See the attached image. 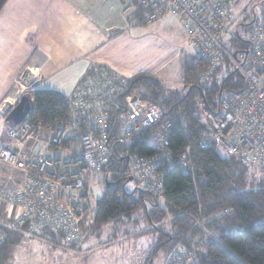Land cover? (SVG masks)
I'll return each mask as SVG.
<instances>
[{
    "label": "built area",
    "instance_id": "2783aa9c",
    "mask_svg": "<svg viewBox=\"0 0 264 264\" xmlns=\"http://www.w3.org/2000/svg\"><path fill=\"white\" fill-rule=\"evenodd\" d=\"M134 1L147 23L169 12L180 14L194 51L192 64L200 69L199 82L206 83L215 68L228 59L246 87L221 97L216 109L195 97L193 115L204 135L179 152L171 149L173 118L137 96L132 101L134 107L120 106L128 85L110 70L89 74L78 85L68 99V124L59 121L44 126L29 116L13 124L6 121L4 111L8 143L0 149V181L2 195L16 211L13 226L26 227L36 237L50 239L60 247L77 243L82 227L95 218L92 202L98 179L131 178L141 190L161 197L166 174L178 168L193 180L198 196L193 148L216 149L264 170V14L250 31L249 48L240 49L231 43L235 15L227 0ZM132 10L131 5L126 12ZM82 123L87 128L84 134ZM43 131H52V137L43 138ZM33 142L55 155L27 156V147ZM70 142L78 147L71 149ZM141 145L154 154H140L135 147ZM198 209L192 229L202 222L201 204ZM189 239L187 234L176 242L164 264H194V253L186 243Z\"/></svg>",
    "mask_w": 264,
    "mask_h": 264
},
{
    "label": "trees",
    "instance_id": "16d2710c",
    "mask_svg": "<svg viewBox=\"0 0 264 264\" xmlns=\"http://www.w3.org/2000/svg\"><path fill=\"white\" fill-rule=\"evenodd\" d=\"M7 1L0 0V12ZM131 5L132 14L140 24L155 23L167 15L147 23L142 18L138 4L133 0ZM250 25L252 29L255 20ZM231 43L240 49L249 48L238 26ZM186 64L183 67V80L188 89L183 96L167 97L166 87L159 78L139 74L125 80L128 87L118 103L127 108L137 96L160 106L164 114L174 120L170 134L171 149L174 152L181 151L204 135L202 126L193 115L194 97H201L211 109H216L221 97L238 93L246 87L242 76L234 68L226 67V64H231L228 59H224L215 68L206 83L198 82ZM103 70L108 69L100 67L90 74ZM134 89L141 93L133 96ZM32 99L33 108L28 115L32 121L42 122L44 126L59 121L68 124L71 112L68 98L55 91L37 90L32 93ZM86 131V125L82 123L81 134ZM135 150L145 156L154 154L144 145L135 147ZM192 157L196 167L198 196L193 180L178 168L171 169L165 176L164 193L161 196L164 206L159 202L160 197L152 196L145 190L127 192L125 185L128 181L115 178L106 181L102 197L93 206L95 221L90 226L91 231L101 230L110 223H118L143 206L147 208V202L153 197L154 207L152 211H147L150 220L161 222L168 215L171 217V233L160 237L153 256L160 250L166 255L176 242L188 234L190 239L186 243L194 253V264H264V170L243 164L237 158L216 149L193 148ZM199 204L202 206V222L199 228L192 229L199 215ZM10 232L7 238L0 239V264L8 262L10 246L18 243L24 234L38 238L26 227H16ZM43 240L53 243L50 239ZM77 243L69 246H76ZM54 246L58 245L54 243Z\"/></svg>",
    "mask_w": 264,
    "mask_h": 264
},
{
    "label": "crops",
    "instance_id": "0c3cea01",
    "mask_svg": "<svg viewBox=\"0 0 264 264\" xmlns=\"http://www.w3.org/2000/svg\"><path fill=\"white\" fill-rule=\"evenodd\" d=\"M132 3L133 0L6 2L0 12V149L8 143L4 108L8 103L16 105L23 95L32 97L34 91L50 90L72 98L78 85L100 67L123 79L149 74L161 81L162 74L177 58L184 67L183 56H189L183 48L188 43L184 23L181 25L186 38L178 40V46L170 41L169 60L164 62L159 54L152 60V25L163 21L143 26L132 11L126 12ZM14 59L20 61L12 70L15 73H11L9 67ZM25 70L32 78L27 86L21 80ZM38 145L41 150L36 153ZM25 154L55 155L34 142ZM1 184L0 181V189ZM15 212L5 197H0V238H7L14 229Z\"/></svg>",
    "mask_w": 264,
    "mask_h": 264
},
{
    "label": "rangeland",
    "instance_id": "374dc122",
    "mask_svg": "<svg viewBox=\"0 0 264 264\" xmlns=\"http://www.w3.org/2000/svg\"><path fill=\"white\" fill-rule=\"evenodd\" d=\"M227 1L229 9L235 15L232 35H236V27L238 26L241 37L244 41H248L251 30L250 24L254 20L255 23L258 22L263 17L264 0ZM169 13L162 17V24L155 23L152 25V60L153 56L159 54V57L163 58L164 62L168 61L169 58L167 57L171 42L174 46H178V40L181 42L186 38V33L182 32L183 27L181 24L183 21L180 14ZM178 36H181L179 37L180 39ZM227 47L232 51L229 46ZM183 48L189 54L188 56L185 53L183 60L186 61V65L193 71L192 74L199 82L197 77L200 69L192 64L194 51L189 43H185ZM19 61V59H14L9 69L11 71L14 70ZM180 62L179 58L173 63L171 62L167 72L161 76V78H164L162 83L166 87L167 97L183 96L187 92L188 87H186L183 80L184 72ZM227 66L228 68L230 66L231 69L234 68L232 64H226ZM11 73H15V71ZM139 93H141L140 90L134 89L132 95L135 96ZM128 107L132 108L134 104H129ZM73 130V127H71L70 132L72 133ZM47 135L52 137L53 132L43 131L41 133L43 138H46ZM77 140H80L79 136ZM40 146L38 145L39 150L36 148V153L41 150ZM69 147L76 149L78 145L70 142ZM96 183L98 185L92 202L94 207L102 197L106 186V182L100 181V179ZM125 189L129 193L141 190L134 181L127 182ZM2 194L1 188L0 197H3ZM159 202L161 206H164L162 197L159 198ZM154 203L155 199L150 197L147 202V208L143 206L133 212L130 217L118 223H110L101 228V230L91 231L90 226L93 225L95 218L92 219V223L89 226L82 227L81 239L73 247L54 246V243L24 234L18 243L10 246V258L6 264H164L165 253L163 250H160L156 256H153L152 253L156 245L159 244L160 237L163 234L171 233V217L168 215L161 222L155 219L150 220L147 211H152Z\"/></svg>",
    "mask_w": 264,
    "mask_h": 264
},
{
    "label": "water",
    "instance_id": "95a60500",
    "mask_svg": "<svg viewBox=\"0 0 264 264\" xmlns=\"http://www.w3.org/2000/svg\"><path fill=\"white\" fill-rule=\"evenodd\" d=\"M31 73L29 70H25L23 73L21 80L24 85L28 84L30 81ZM27 86V85H26ZM32 102L33 99L30 95H23L16 105H12L8 103L4 111L7 113L6 121L11 122L13 124L21 123L32 111ZM132 179H128V182H131Z\"/></svg>",
    "mask_w": 264,
    "mask_h": 264
}]
</instances>
